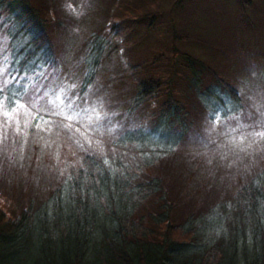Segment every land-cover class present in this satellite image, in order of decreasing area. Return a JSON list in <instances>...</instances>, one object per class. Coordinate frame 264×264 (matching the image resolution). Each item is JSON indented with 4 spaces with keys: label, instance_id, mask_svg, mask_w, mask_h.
Wrapping results in <instances>:
<instances>
[{
    "label": "trees",
    "instance_id": "16d2710c",
    "mask_svg": "<svg viewBox=\"0 0 264 264\" xmlns=\"http://www.w3.org/2000/svg\"><path fill=\"white\" fill-rule=\"evenodd\" d=\"M227 3L84 0L74 15L66 0H0V264H264V120L226 76L202 86L209 68L187 49L192 38L214 56L211 30L240 39L217 14ZM253 4L236 13L260 20ZM172 76L190 77L203 112ZM103 85L113 102L86 117ZM218 117L237 151L179 149L187 130L218 144Z\"/></svg>",
    "mask_w": 264,
    "mask_h": 264
},
{
    "label": "rangeland",
    "instance_id": "374dc122",
    "mask_svg": "<svg viewBox=\"0 0 264 264\" xmlns=\"http://www.w3.org/2000/svg\"><path fill=\"white\" fill-rule=\"evenodd\" d=\"M253 1V5H261V8L255 7L256 13L257 12H264V0H257L255 3V0H250V2ZM66 5L68 7V10L74 14L79 15V13L83 9L84 0H66ZM252 5V7H253ZM228 10V11H227ZM252 10V9H251ZM249 9H246L243 13L241 11H237L236 13V0H228V3L223 5L219 8H217V14L222 17V23L227 24L230 28L233 26V29H241V37L238 39V41H235L234 36L232 33H229L227 29H223L226 32V36L223 38L222 31L219 30V33H216L214 30H211L210 35L212 38V41L216 47H213L212 50L216 51L214 56L211 54V52L207 51L206 49L208 46H202V48H197L196 45L197 42H193L192 38H189L187 40V49L192 48V45L195 46V50H197L201 58L200 61H204V68H209V70L204 69L203 73V79L201 85H214L213 82L215 79L212 75V71L216 72L220 76H226L227 78L231 79L237 86L238 92L248 105H251L252 108L255 110V115L253 117H258V119L264 120V17L262 16L260 20L255 21V13ZM229 13H232L233 15L230 16ZM228 14V15H227ZM217 15L210 16L211 19H216ZM246 17V18H245ZM246 20H244V19ZM257 22H262L263 24H258ZM231 23V25L229 24ZM255 23L254 28L252 29V24ZM231 32V29H230ZM255 39L258 44H256L259 47H256L252 45L254 41L248 42L247 40ZM192 40V41H190ZM217 41V43L215 41ZM221 40V41H220ZM205 41V39H204ZM177 42H179L177 40ZM168 44L170 45L169 41ZM183 43L179 42V47L184 49ZM220 44V45H218ZM154 45L157 46V43L154 42ZM146 50V49H145ZM61 55H66L61 53ZM76 54L74 53V56ZM168 55V54H167ZM118 56L120 61L124 62L125 58L121 56V51L118 52ZM69 57L72 58V55L69 54ZM177 57L174 56V58L170 61H168L170 64H173L177 61ZM175 60V61H174ZM178 61L182 62L181 59ZM67 65V64H66ZM68 67V65H67ZM67 67L65 70L67 71ZM163 67V66H161ZM177 68L178 70H183V68L180 66V64H175L173 68ZM172 68V69H173ZM165 69V68H164ZM172 69H169L172 73L174 71ZM63 71V75H66L67 72ZM172 75V74H170ZM208 75V76H207ZM173 80L175 79V76H172ZM190 81V77L188 79H184V76L180 78L179 81L174 80V88L175 90L180 93V95L184 98L186 97L187 102L189 105H192L196 110L199 108V112L201 111V106L198 104V102L195 100L194 95H191V89L187 88V82ZM94 89V88H93ZM90 89L88 90V94L85 95L84 99L82 100L85 104L84 108H87V110H90V114H86V117L88 116H94L98 113H101L104 111V107L109 104L110 102H113V92L111 88L106 85L101 86L99 89ZM64 91V90H62ZM70 93V94H69ZM222 97L226 96L222 95ZM68 98V100H66ZM116 98V97H115ZM77 99L76 94H72L71 92H65L63 96L59 95L58 102L59 107L61 110H64L67 107L72 106L71 104L74 103V100ZM118 99V98H116ZM119 100V99H118ZM81 100H78L76 104H79ZM67 113V111H64ZM80 115H84V112ZM78 116V115H76ZM196 119H194V117ZM193 117V123L194 128L198 125H200L202 115H195ZM218 116V114L216 115ZM236 116V117H235ZM233 117L236 118V124H241L239 116L235 115ZM220 117V116H219ZM216 118L215 124H216V134L215 136H219L218 141H220L215 146L211 143L209 144V140L202 138L200 139L199 134L196 131L187 132L185 133L184 137H187L188 139L185 140L184 146H180L179 149L187 150L191 154H197V153H205L206 155H212L216 154L219 151L223 150L224 148L228 149L231 147H234L237 151L239 147L236 145L230 144L228 142V138L226 136V129L224 128V125L220 118ZM80 118V117H79ZM79 118H75V121H78ZM118 118L113 119L115 123L117 122ZM70 123V121H67ZM145 124V123H144ZM222 126H221V125ZM227 125L229 126V122H227ZM11 126V125H10ZM7 127V129H11V127ZM163 129V130H162ZM157 128L155 131H152L150 134L152 136L158 135L160 132L164 131V135L161 137V142L169 141V133H166L164 128ZM8 131V130H7ZM9 136V135H8ZM9 139V138H8ZM187 146V147H185ZM192 150L195 152H192ZM198 155V154H197ZM0 204H4L7 207L6 200L0 196Z\"/></svg>",
    "mask_w": 264,
    "mask_h": 264
},
{
    "label": "snow or ice",
    "instance_id": "6c2138e0",
    "mask_svg": "<svg viewBox=\"0 0 264 264\" xmlns=\"http://www.w3.org/2000/svg\"><path fill=\"white\" fill-rule=\"evenodd\" d=\"M256 135H258L260 137H264V132L256 133Z\"/></svg>",
    "mask_w": 264,
    "mask_h": 264
}]
</instances>
